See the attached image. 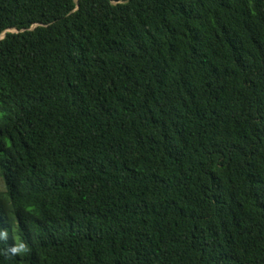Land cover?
Masks as SVG:
<instances>
[{
  "label": "trees",
  "instance_id": "trees-1",
  "mask_svg": "<svg viewBox=\"0 0 264 264\" xmlns=\"http://www.w3.org/2000/svg\"><path fill=\"white\" fill-rule=\"evenodd\" d=\"M3 32L0 264H264V0H0Z\"/></svg>",
  "mask_w": 264,
  "mask_h": 264
},
{
  "label": "rangeland",
  "instance_id": "rangeland-1",
  "mask_svg": "<svg viewBox=\"0 0 264 264\" xmlns=\"http://www.w3.org/2000/svg\"><path fill=\"white\" fill-rule=\"evenodd\" d=\"M8 31H10V32H15L14 29H9ZM0 190H3V182H2L1 177H0Z\"/></svg>",
  "mask_w": 264,
  "mask_h": 264
},
{
  "label": "water",
  "instance_id": "water-1",
  "mask_svg": "<svg viewBox=\"0 0 264 264\" xmlns=\"http://www.w3.org/2000/svg\"><path fill=\"white\" fill-rule=\"evenodd\" d=\"M6 31H8V30H6ZM4 33L5 32H3L2 34H0V39L4 37Z\"/></svg>",
  "mask_w": 264,
  "mask_h": 264
}]
</instances>
